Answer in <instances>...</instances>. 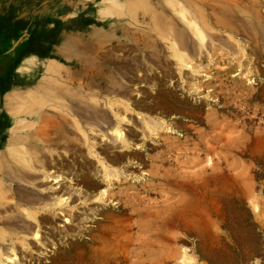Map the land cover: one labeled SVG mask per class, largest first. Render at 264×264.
Segmentation results:
<instances>
[{
  "label": "rangeland",
  "instance_id": "1",
  "mask_svg": "<svg viewBox=\"0 0 264 264\" xmlns=\"http://www.w3.org/2000/svg\"><path fill=\"white\" fill-rule=\"evenodd\" d=\"M89 12L116 43L83 83L53 60L12 61L0 40L3 259L14 246L7 264H264V0ZM22 146L30 168L13 161Z\"/></svg>",
  "mask_w": 264,
  "mask_h": 264
},
{
  "label": "crops",
  "instance_id": "2",
  "mask_svg": "<svg viewBox=\"0 0 264 264\" xmlns=\"http://www.w3.org/2000/svg\"><path fill=\"white\" fill-rule=\"evenodd\" d=\"M96 1L5 0L0 11V40L12 44V61L53 60L70 73H80L83 83L86 76L95 77L100 71L102 51L116 43L109 33L103 35L108 29L102 26L107 23L96 13L90 16ZM101 34L103 38L98 36ZM86 63L96 65L89 68ZM101 72L106 73L103 68Z\"/></svg>",
  "mask_w": 264,
  "mask_h": 264
},
{
  "label": "bare ground",
  "instance_id": "3",
  "mask_svg": "<svg viewBox=\"0 0 264 264\" xmlns=\"http://www.w3.org/2000/svg\"><path fill=\"white\" fill-rule=\"evenodd\" d=\"M194 30V32L196 33L197 37L199 38V41L201 42L200 44V49L203 48L204 44H203V36H202V30L201 28L196 24L194 23V27L192 28ZM190 49H193V46L190 45ZM192 57H189L187 54H180V57H179V62H181V64L185 65V66H190L191 69L194 68V66H192ZM248 74V73H247ZM147 125L149 126V128H151V130L154 131V129H157L158 125L156 122L150 120L147 122ZM123 131V130H122ZM121 130H117L116 133H115V139H117V141L122 145V148L123 149H126V150H131L130 148H132L133 144L129 141V139L127 138L126 136V133H123ZM140 146V145H139ZM22 151H17L16 153V161L13 160L15 163H18V162H23L26 164V167L27 168H30L31 167V159H32V156L31 154L29 155V153L26 151L25 149V146H22ZM125 152V151H124ZM29 155V156H28ZM121 161V160H120ZM19 164V163H18ZM106 175L107 177H112V176H115L116 173L115 172H112L110 171L108 168H106ZM202 175V174H201ZM200 175V176H201ZM58 176V175H57ZM54 179V178H53ZM61 179V178H60ZM45 180V179H44ZM189 182L187 184H185L186 187L188 188H193L192 186V183L193 181H195V178H189L187 179ZM214 180V179H213ZM4 181V180H3ZM215 181V180H214ZM218 181V180H217ZM46 182V181H45ZM51 182H54V181H51ZM186 182V181H185ZM216 182V181H215ZM222 183V182H221ZM216 184V183H215ZM220 185V184H219ZM110 187V186H109ZM1 190V189H0ZM188 191V190H187ZM190 191V190H189ZM202 191V190H201ZM201 194V193H200ZM203 194V193H202ZM197 195V194H196ZM194 198V197H193ZM196 199V198H195ZM56 204H61V202L59 203H56ZM210 204V203H209ZM1 206V204H0ZM48 204L44 205V207H47ZM31 208V207H30ZM191 209V206L189 204H187L186 208L183 210V214L187 211H191V210H187V209ZM182 214V215H183ZM26 217L28 219H31L33 221H37L39 222V220H37V217H36V214L34 212H31V211H28L26 212ZM0 219H4L3 217L0 218ZM11 220L7 221L10 223V230H14V232H17L16 231V228H17V225L15 223L17 222H14L15 219L17 218H14V216H11L10 217ZM0 222H5V220H0ZM71 223V222H70ZM206 223V222H205ZM31 227V226H29ZM31 229V228H30ZM24 239V238H23ZM41 239V235H40V231L39 229H37L36 231H34V240H37V241H40ZM7 242V237L5 236V234L2 232V230L0 229V264H7V261H11V262H15L16 261V254H15V247L13 246L12 248V252H13V256H6V260L3 259V251H2V247H3V243ZM210 246V245H209ZM206 254V253H205ZM18 257V256H17Z\"/></svg>",
  "mask_w": 264,
  "mask_h": 264
}]
</instances>
